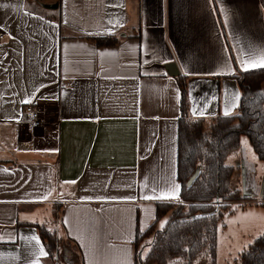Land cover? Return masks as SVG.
<instances>
[{"label":"crops","instance_id":"obj_1","mask_svg":"<svg viewBox=\"0 0 264 264\" xmlns=\"http://www.w3.org/2000/svg\"><path fill=\"white\" fill-rule=\"evenodd\" d=\"M0 24V264H50L32 255L47 252L39 226L61 239L59 264H135L137 232L179 202L140 198L181 185L177 78L191 118L224 116L240 71L185 72L219 70L226 45L233 67L234 48H264V0H0ZM108 36L118 44L98 47ZM194 100L209 115L194 117ZM32 235L40 245L21 239Z\"/></svg>","mask_w":264,"mask_h":264},{"label":"trees","instance_id":"obj_2","mask_svg":"<svg viewBox=\"0 0 264 264\" xmlns=\"http://www.w3.org/2000/svg\"><path fill=\"white\" fill-rule=\"evenodd\" d=\"M98 47L116 46L115 36L95 38ZM241 106L233 116L191 118L187 78H177L181 92L178 135V180L180 200L157 205L156 221L135 239V264H197L202 260L218 264V226L225 213H233L232 203L245 198L232 188L235 167L225 159L240 147L246 136L258 159L264 162V69L240 72ZM217 199L219 202L217 203ZM264 207V202L255 203ZM163 230L158 224L165 217ZM39 235L50 264H59L61 239L48 227L39 226ZM142 258L140 243L148 240ZM236 264H264V233L241 252Z\"/></svg>","mask_w":264,"mask_h":264},{"label":"rangeland","instance_id":"obj_3","mask_svg":"<svg viewBox=\"0 0 264 264\" xmlns=\"http://www.w3.org/2000/svg\"><path fill=\"white\" fill-rule=\"evenodd\" d=\"M244 140L248 141L247 147L243 144ZM238 157H241L240 167L235 161ZM225 164L235 167L232 188L239 190L245 199L232 203L233 213H225L219 223L217 263L236 264L241 252L247 249L257 237L253 233V221L264 218V208L255 204L261 203L260 200L264 197V162L257 158L248 138L242 136L240 147L228 154ZM167 218L160 221L159 229H161V223L167 221ZM150 239L142 240L139 245L140 255L144 253L143 257L148 252ZM59 259L65 261L66 257L61 254ZM197 264H208V261L202 260Z\"/></svg>","mask_w":264,"mask_h":264},{"label":"snow or ice","instance_id":"obj_4","mask_svg":"<svg viewBox=\"0 0 264 264\" xmlns=\"http://www.w3.org/2000/svg\"><path fill=\"white\" fill-rule=\"evenodd\" d=\"M212 0H209V3H211ZM7 7V5H4ZM221 13L224 15V22H225V27H228V20H227V13L224 11L223 5H221ZM215 12V9H213ZM0 31H6V26L3 24H0ZM9 37H11V34L8 33ZM235 51V67L230 63L231 60H233V56L228 54V46L226 45L224 47V53L226 55V59L222 62L221 67L219 70L210 72V73H195V72H185V75H224V76H235L237 71L240 72H249L257 69H264V48L261 49H254L252 46H247L246 48H234ZM101 55H104L103 53ZM262 97H264V93L260 94ZM41 99H47V97H41ZM177 99H179V95L177 96ZM216 98L213 97V100ZM242 96L239 93V91L232 89H225V96H224V109H223V115L225 117H228L232 115V112L234 109L238 108L241 106ZM25 104H30L33 101L31 99H25L22 101ZM197 102L194 100L193 101V107L191 109V113L194 117L197 116H207L209 113L207 112L206 109H203L201 107H197ZM155 119H159L156 117ZM155 135V134H153ZM243 144L245 147L248 146V141L244 140ZM147 151H151L150 149H147ZM143 159H147V156H142ZM7 171V170H5ZM66 183H71L75 184L76 181H68ZM144 186L147 187V179L145 178V183ZM182 188L181 185L178 183H173L167 190H161L157 191L156 187L154 186L152 189V194H143L140 198L146 201H152V200H159V201H179L180 200V192ZM44 200L48 199V195L46 194L43 197ZM128 200H131V197L126 198ZM167 221H164L161 223L160 227L163 230L165 224H167ZM21 239H27L29 241H35L37 245H40L41 242L40 240L35 236L32 235L30 237H24L21 236ZM32 255L39 257H46L48 255L47 252H45L43 246L39 248V251H33ZM144 253H141V257L143 258ZM31 264H38L37 261H32Z\"/></svg>","mask_w":264,"mask_h":264},{"label":"built area","instance_id":"obj_5","mask_svg":"<svg viewBox=\"0 0 264 264\" xmlns=\"http://www.w3.org/2000/svg\"><path fill=\"white\" fill-rule=\"evenodd\" d=\"M25 111L30 117V124H31L32 128L34 130L40 128L42 126V121H41L40 115H39L38 111L35 109L34 105L28 104Z\"/></svg>","mask_w":264,"mask_h":264},{"label":"water","instance_id":"obj_6","mask_svg":"<svg viewBox=\"0 0 264 264\" xmlns=\"http://www.w3.org/2000/svg\"><path fill=\"white\" fill-rule=\"evenodd\" d=\"M219 202V199H217V203Z\"/></svg>","mask_w":264,"mask_h":264}]
</instances>
